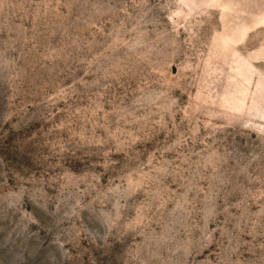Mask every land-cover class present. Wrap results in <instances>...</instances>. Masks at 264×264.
Masks as SVG:
<instances>
[{
    "label": "rangeland",
    "instance_id": "obj_1",
    "mask_svg": "<svg viewBox=\"0 0 264 264\" xmlns=\"http://www.w3.org/2000/svg\"><path fill=\"white\" fill-rule=\"evenodd\" d=\"M0 264H264V0H0Z\"/></svg>",
    "mask_w": 264,
    "mask_h": 264
}]
</instances>
